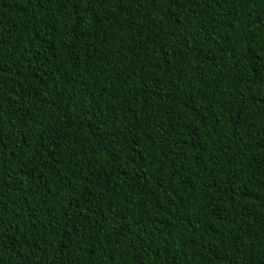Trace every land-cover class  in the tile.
Masks as SVG:
<instances>
[{
    "label": "trees",
    "instance_id": "1",
    "mask_svg": "<svg viewBox=\"0 0 264 264\" xmlns=\"http://www.w3.org/2000/svg\"><path fill=\"white\" fill-rule=\"evenodd\" d=\"M0 264H264V0H0Z\"/></svg>",
    "mask_w": 264,
    "mask_h": 264
},
{
    "label": "snow or ice",
    "instance_id": "2",
    "mask_svg": "<svg viewBox=\"0 0 264 264\" xmlns=\"http://www.w3.org/2000/svg\"><path fill=\"white\" fill-rule=\"evenodd\" d=\"M34 2L39 3V2H43V0H34ZM0 136H2V133H0Z\"/></svg>",
    "mask_w": 264,
    "mask_h": 264
}]
</instances>
